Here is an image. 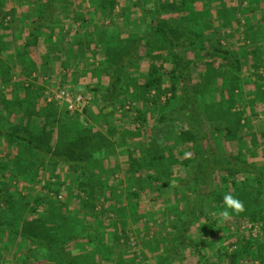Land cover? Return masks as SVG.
I'll return each mask as SVG.
<instances>
[{"label": "rangeland", "instance_id": "rangeland-1", "mask_svg": "<svg viewBox=\"0 0 264 264\" xmlns=\"http://www.w3.org/2000/svg\"><path fill=\"white\" fill-rule=\"evenodd\" d=\"M116 1L114 7H109L110 0H0V129L9 130V125L17 124L21 116L24 124L29 119L33 125H43L41 115L26 114V110L36 100L32 89L44 86L37 106L52 110L49 120L53 122L56 134L62 129L65 131L61 125L70 123L65 108L57 103V109L49 107L45 95L46 85H64L73 93L82 92L90 96V101L85 103L87 112L79 113V120L86 124L92 122L93 130L103 134V137L95 138L100 144L92 153L89 161L92 163L87 169L73 165L74 161L69 162L70 166L61 161L54 167L49 162L43 166L35 159L32 161L33 173L29 172L31 168H27L26 174L12 168L0 171V264H44L46 261L43 259L58 249L63 253L60 256L66 259V264H166L162 260L166 254L176 258L175 264H199L196 250L180 246V232L185 223H188L185 234L201 243L210 264H220L215 252H219L223 245L233 250L250 238L263 240L261 223L243 212H233L227 221L220 220L218 214L225 206L224 203L219 205V200L216 203L214 198L210 211L212 221L219 230L215 235L206 233L203 230L207 221L204 213L199 210L192 216L189 206L185 205L184 196L191 195L189 186L184 187L185 180L181 183L182 191L177 193L178 201L172 204L167 196L146 187L147 182L143 189L138 190L129 178L139 181L149 173L141 164L146 162L144 155L148 142L153 141V135L162 143L161 148L164 147L166 139L160 124L176 127L177 132L182 128L197 132L196 122H202L201 131L207 133V140L205 138L201 144L208 143L216 154H209L199 168H202L198 180L203 192L211 190L218 170L214 171V157L225 154L235 158L241 151L243 156H248L247 164H253V169L264 164V0H145L143 6L139 5L140 0ZM192 11H205L212 15V27H203L210 34L203 37L205 40L202 36L194 38L202 40L205 48L218 41L222 48L242 55L250 53L248 59L244 57L241 60V87L233 83V89H225L220 77L217 79L218 87L212 90L215 100H219L221 95L228 96L227 100L235 98L234 94L243 95L239 99L242 102L237 101L231 108L232 112H243L241 125L234 136H227L225 129L218 131L215 126L235 118V114L226 113L219 120L210 121L206 117L203 119L202 112L197 110L193 121L188 120L189 111L171 113L178 93L179 97L183 93L179 88L175 91L170 89L172 67L170 60L165 59L168 51L163 46L164 37L155 26L164 20L179 24L178 20L186 18L187 13ZM25 12H37V15L31 19ZM46 12L53 15L55 25L62 22L63 27H57L51 35L39 30L32 38L29 32L23 33L22 43L28 42L30 46L33 42L34 48H18L19 39L12 33L16 24L21 25L20 21L29 22L30 26L39 24L45 20ZM39 45L45 46V52L44 47L39 49ZM188 46L178 52L185 56L186 61L191 60L188 70L191 69L192 73L186 71L187 91L195 99L202 87L200 73L205 68V61L196 57L198 48ZM254 50L256 53H253ZM47 54L48 64H38L45 60ZM55 59L58 62L53 65ZM152 62L164 65L163 93L154 103L143 100L139 95H131L134 87L139 91L143 75L148 74ZM217 63L225 65L226 61L218 56ZM246 63L251 64L250 67L244 66ZM53 74L55 79H51ZM149 94L153 96L155 91L146 94V97L150 98ZM20 100L23 102L21 109L18 106ZM189 106V103L185 104V107ZM139 108L146 111L143 119H137ZM159 116L165 118L161 123L158 122ZM8 139L0 136V165L13 167L17 165L16 155L20 153V148L14 141L11 145ZM169 141L171 144L174 142L173 138ZM99 147L101 151H97ZM181 150L188 157L196 159L198 156L197 147H192L190 143L179 145L174 151L176 162L185 157V154L179 153ZM155 151L162 156L160 158H169L173 152L165 148ZM23 156L30 157L26 153ZM132 157L140 160L135 164L138 167L134 172L130 165ZM27 162L22 160L21 165L26 166ZM155 163L160 166L159 162ZM174 169L180 180L183 174L179 171L180 166ZM11 172H15V176ZM81 182L90 184L96 190ZM113 190L115 195L111 192ZM219 190L221 187L215 186V194ZM133 191H138L139 196L131 194ZM39 198L41 202L35 203ZM33 206L37 207V212L31 211ZM48 209L58 212L62 219L60 232L55 235L58 244L55 240L42 237L32 239L15 227V212L19 218L23 215L34 217ZM184 211L183 220L179 215ZM76 234L81 237L92 235L93 238L90 243L84 239L81 244V238L76 239ZM207 241L213 243L203 246ZM260 254L264 264V247ZM251 258L252 255H246L248 264L262 261L260 257ZM48 260V264H57L53 258Z\"/></svg>", "mask_w": 264, "mask_h": 264}, {"label": "trees", "instance_id": "trees-1", "mask_svg": "<svg viewBox=\"0 0 264 264\" xmlns=\"http://www.w3.org/2000/svg\"><path fill=\"white\" fill-rule=\"evenodd\" d=\"M116 4V0H110L109 7H114ZM140 4L143 6L145 4V0H140L139 5ZM186 16V18L178 20L179 24L177 22L173 23L169 22L168 20H164L160 21L159 24L155 26L156 31L158 33H161V35L164 37L163 46L168 51L166 54L167 58L165 59L170 60V64L172 67L170 72V89L172 88V90L175 91L177 88H179L183 93V95L181 94L180 97L178 93L171 113L176 114V112L178 111H189L190 115L188 117V120H193L194 115H196V112L198 110L202 112L203 119H205L206 117L210 121H212L211 119L216 120L217 118L219 120L220 116L226 113H229L231 116L235 114V118L227 119L223 123L215 122L216 130L224 131L225 129V134L227 136H234L237 132V129L241 125L240 119L243 112L241 113V111L239 110L236 112H232L231 108L232 106L234 107V103H236L237 101H239L240 103L242 102L239 99H242L243 95L234 94L235 98H230V100L226 99V97L228 96L225 97L224 95H221V98L219 100H215L213 99L214 97L212 90L215 88V86L218 87L217 79H219L220 77L222 78L221 82L224 83L223 86L225 87V89L230 90V88H232L231 84L233 83L238 87H241V60L244 57L248 59L247 57L250 55V53L245 52L242 55V53L240 54L235 50L222 48L218 41L215 42V44H211L209 45V47L205 48L204 45H202L204 44L202 40H205L203 39V37L207 36V34L210 33H207L205 28L203 27H206L207 25L212 27L211 13L205 11H192L188 12ZM199 36H202V40L194 39L195 37L198 38ZM186 41L189 44L186 43ZM188 45H191L190 47L194 46L195 48H198V50L196 51V57L198 59H201L202 61H205V68L202 69V74L200 73V83H202V87L201 89H199L200 94L197 96V98L195 97V99H193V97H191L187 91L186 71L188 72V74L192 73L191 69L188 70V65L189 63H191V60L186 61L185 56L181 54V52L185 50V48L189 47ZM135 50L136 46L134 48V51ZM178 50H181V52H178ZM253 53H256V51L254 50ZM149 54L151 55V53ZM218 56L222 57V59L226 61L225 65H223V63H217ZM46 64H48L47 59L43 61V65ZM162 65L163 63L158 64L157 62H152L149 66V70L147 71L148 74L143 75L144 81L142 82L141 86H139V91H137V87H134L131 95H139L141 98H143V100L145 99V101L147 102H156L155 100H157L161 93H163L161 91V87L163 81L162 68L164 67V65ZM250 65L251 64L246 63L244 66H247L248 68L250 67ZM46 67L47 66H45V68ZM33 72L36 71L34 70ZM63 83L64 82L62 81V84ZM43 90L44 86L32 89L36 100L33 102V106H31L30 109L28 108L26 110V114L29 112L30 115H41L44 120L43 125H39L37 123L33 125L29 119L26 124H24L21 116V120L17 124L9 125V130L0 129V136L9 138L8 140L10 143L14 141V143H16L20 148V153L18 152V154L16 155V166L19 165V167L16 169V166L8 167L7 164H3L0 165V171H2L3 169L10 170V168H12L15 171H18L20 173L24 172V174H26L27 168H31L29 172L33 173L34 170L32 168V164L34 162L33 160L35 159L37 161L39 160L42 165H45L46 162H49V164L53 163L54 167H56V164L61 161L66 162L68 165L69 162L74 161L73 165H81L82 170L87 169L86 167L90 166V164L92 163L89 162L92 157V153L94 154V152H96L95 148L98 146V144H100V142L98 143L97 141H95V138L103 137V134L99 131L93 130L91 126L93 124L92 122H89L87 124L85 122H80L78 115L79 113H86L88 106L84 105L81 110L78 109L74 111L67 110L65 106H63L65 108L66 114H68L67 120H69L70 123L66 126L61 125L62 128L65 129V131L62 129L60 133L56 134L54 128L52 127L53 122L49 120V113H52V110L50 108L48 110L44 108L41 109L37 106V100L39 99V96L42 95ZM153 90L155 91V94L153 96L149 94L150 98L146 97V94L151 93ZM214 90H216V88ZM221 90H223L222 87ZM226 91L227 90H225L224 92ZM231 96L233 95L231 94ZM126 97L132 99V97L129 95H127ZM187 103L190 104L189 107H185V104ZM18 104L21 109V104H23L22 100H20ZM48 104L49 107L54 106L52 108L57 109L55 102L51 101L48 102ZM148 107L151 108L149 105ZM137 111L139 113L137 119H139V117L143 119L146 111L143 112L142 108H139ZM164 120L165 118H163V116H159V123ZM196 124L198 125L197 132H193L191 130H186L183 128L179 129V132H177L176 130L178 128L176 127L174 128L170 125L167 126V124H160L159 128L162 131L164 138L166 139L165 144H163L164 147L161 148L162 143H159L155 135H153V141L148 142L150 148L148 147L146 148V152L144 151L146 162L141 164L144 165L143 169H147L149 173L143 176L139 181H136L135 178H129V182L131 184L134 183V185L138 186V190L143 189V187L146 186H144V184L147 182L148 185L146 187H149L153 191H158L160 194L167 196L170 199L171 203H174L179 199V196L177 194L178 191L181 192L183 189L181 188L183 184L182 182L184 180L187 181L184 187L189 186V188L191 189V195L195 197L193 198V196L189 195L186 198L184 196L186 200V202L185 200L184 202L187 203L185 205L189 206V212L192 216H194L199 210L204 213L207 221L204 223L205 227H203V230L210 235H215L219 230V228H216L217 226L215 227L213 223L214 220L212 221L210 211L212 204L214 203V201H220L219 205H222L224 195L227 193H233V195L242 200L245 205V210L243 211V213L240 212L239 214H247L251 217V219L260 222L262 229L264 230V164L258 165L253 169V164H247L248 156H243L241 151L239 153L237 152L238 154L235 156V158H229L225 154H221L219 157H214L212 158L214 171L217 169L218 170L217 172L215 171V178L213 180V183H211V190L208 191V188L204 187V189H207L208 192H203V187L199 184L198 180L199 174H201L202 170V168L201 170L199 168L202 165L204 159L209 154H212L213 156H215L216 154L214 153L215 151L209 147L208 143H204L205 145L207 144V146L201 144L202 141L207 137V133H203L201 131L202 122L200 120L198 121V123L196 122ZM231 127H233V130ZM176 137L179 138V143L177 142L178 140H176ZM172 138L174 141V145L169 141ZM205 140H207V138ZM189 143L192 145V147H197V158L194 159L192 157H188L183 152V150H181L179 151V153H183V155L185 154V157L183 160H180L181 162H176L177 154H175L174 152L176 146L178 147L179 145H188ZM157 148H159L160 150L165 148L170 152L172 149L173 152H171V157L160 158L162 156L158 155L157 151H155ZM97 151H101V148L99 147ZM24 153H26L27 156L30 155V157H24ZM25 159L28 160V162L27 164H25L26 166H23L21 165V161ZM81 161H85V163L80 164ZM139 161V158L132 157L130 165L133 172L134 169L138 167L135 166V164L139 163ZM155 162H159L160 166L159 164L158 166H156ZM179 166V171L183 172L180 180H178L176 176L177 174L174 169V167L178 168ZM216 166L218 168H216ZM70 168L73 172L75 171L73 167ZM11 174L12 176H15V172H11ZM84 183L88 186V188H91V190H96L95 188L91 187L90 184L81 182V184ZM217 185L221 187V190H219L215 194L214 188ZM175 189L177 190L176 193H174ZM114 191L115 190L111 191L113 195H115ZM170 192H173V195ZM131 194L139 196L140 193L138 191H133L131 192ZM213 198L214 201L212 202ZM40 202L41 200L39 198L35 203L39 204ZM168 209H170V207ZM31 211L37 212V207L33 206V208H31ZM15 213L16 216L14 219V225L21 231L23 235H26L32 239L42 237L48 240H57L55 235L60 232L59 227L60 225H62V219L60 216H58V212L56 213L53 209H48L46 212H42L43 214L37 213L34 215V217H24L23 215V217L21 216V218H19V214L17 212ZM180 214L182 215L179 216L184 220L183 215L185 216V211ZM186 218H189V216ZM187 225L188 223H185L184 229L188 230ZM184 229L182 230V232H180V246L182 247L186 245V247L190 246L192 250H196L198 256L197 261L199 264H210V261L208 260L209 258L205 255L207 254L205 248L201 247V243L195 242L194 239L185 234L186 232ZM70 234L73 235L74 233H72L71 231ZM65 236L67 235H64L63 237ZM76 236L78 237L76 239L81 238V244L84 242V239H88L90 243L93 238L92 235L89 236L86 234L82 235V237L79 234H76L75 237ZM63 237L61 238L63 239ZM240 239H242V236ZM245 242L243 245H241L240 248H235L233 250H230L226 247V245H223V247L218 250L219 252H215V254L218 256L219 263L221 264L223 262H227V264H248V261L246 262L245 260L246 255H252L251 260H254L255 258L259 259V257L261 258L260 252L264 247V237L263 240H260V238H250L246 243ZM209 243H213V241L204 242L203 246ZM51 254L48 258L43 259L46 261L44 264H48V259L51 258L57 261V264H66V259L64 257H61V254L63 253H61L59 249L57 250V252L53 251ZM35 257L38 258V256ZM162 257L163 256L159 257L160 260L162 259ZM261 259L262 261L260 260L258 264L263 263V258ZM162 260L166 261V264H175L176 262V258H171L167 254L163 257ZM178 260L181 261L180 259ZM206 261L208 263H206Z\"/></svg>", "mask_w": 264, "mask_h": 264}, {"label": "crops", "instance_id": "crops-1", "mask_svg": "<svg viewBox=\"0 0 264 264\" xmlns=\"http://www.w3.org/2000/svg\"><path fill=\"white\" fill-rule=\"evenodd\" d=\"M42 13H45V12H42ZM48 12H46V17H45V20H41L40 21V23L38 24V23H36V24H33V25H29V22H22V21H20V23H21V25H19V24H16L17 26L13 29L14 31H12V29H10V30H8L9 31V34H11V31H12V33L14 32V36H16V38L17 39H19V43H18V48H28V47H30V48H34V44H33V42L32 43H30V46L28 45V42H25V43H22V41H21V38H22V34L24 33V34H26V32H29V34L31 35V38H32V35L34 36V33H36L37 31H44V32H46V33H48V34H52V32L53 31H55V29L57 28V27H60V28H62L63 26V23L61 22V25H55V22L53 21L54 20V18H53V15L52 14H50V13H48ZM24 14H28L27 16H29L31 19H35V17H36V15H37V12H34V13H31V12H25ZM59 28V29H60ZM8 34V33H7ZM9 34H8V36H7V38H9ZM23 34V35H24ZM34 38V37H33ZM27 43V44H26ZM0 46H2V45H0ZM41 46V48H39V49H43V47H44V51L43 52H45V46L44 45H39V47ZM38 47V46H37ZM45 59H48L49 60V58H48V54H47V56L45 57ZM41 61V60H40ZM37 62V61H36ZM49 62H51V61H49ZM55 62H58V59H55V61L52 63L53 65H54V63ZM38 64H40V65H42L43 64V62H41V63H38ZM55 69V68H54ZM54 74H56V73H54ZM53 74V77L51 78V79H55V75ZM39 264H41L40 262H39Z\"/></svg>", "mask_w": 264, "mask_h": 264}, {"label": "built area", "instance_id": "built-area-1", "mask_svg": "<svg viewBox=\"0 0 264 264\" xmlns=\"http://www.w3.org/2000/svg\"><path fill=\"white\" fill-rule=\"evenodd\" d=\"M45 95L49 102L53 101L57 104L65 106L67 110H78L90 101V96L82 92L73 93L64 85L50 87L46 85Z\"/></svg>", "mask_w": 264, "mask_h": 264}, {"label": "clouds", "instance_id": "clouds-1", "mask_svg": "<svg viewBox=\"0 0 264 264\" xmlns=\"http://www.w3.org/2000/svg\"><path fill=\"white\" fill-rule=\"evenodd\" d=\"M190 155V154H188ZM224 210H222L218 215L220 220L227 221L230 219L231 213H240L245 210V205L242 200L234 196L232 193H227L223 197ZM231 210V212L229 211Z\"/></svg>", "mask_w": 264, "mask_h": 264}]
</instances>
